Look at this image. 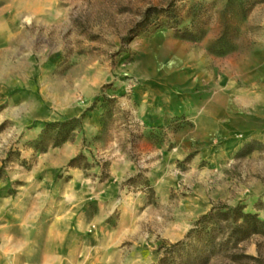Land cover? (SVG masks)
Returning <instances> with one entry per match:
<instances>
[{
  "label": "rangeland",
  "instance_id": "1",
  "mask_svg": "<svg viewBox=\"0 0 264 264\" xmlns=\"http://www.w3.org/2000/svg\"><path fill=\"white\" fill-rule=\"evenodd\" d=\"M191 46L247 95H192ZM220 205L264 218V0H0V264H264L261 234L168 250Z\"/></svg>",
  "mask_w": 264,
  "mask_h": 264
},
{
  "label": "trees",
  "instance_id": "2",
  "mask_svg": "<svg viewBox=\"0 0 264 264\" xmlns=\"http://www.w3.org/2000/svg\"><path fill=\"white\" fill-rule=\"evenodd\" d=\"M174 15L173 5L167 8L159 9L157 7H150L145 14L142 23H146L153 14ZM176 16V15H175ZM176 18V17H175ZM195 19H193L194 21ZM195 22V21H194ZM176 27V26H175ZM205 32L199 30L195 25L192 29L180 31L179 37L197 41L204 36ZM82 117H72L64 121H54L46 123L38 139L34 141V146L44 151L48 144L60 145L73 136L75 130L82 129ZM77 157L70 160L69 165L74 166L77 162ZM244 206H215L213 211L203 215L195 224V226L187 233L184 240H181L168 248L170 252L176 249H187L192 244V239L197 240L198 244L214 251L216 247H220L225 243L233 241L237 245L241 241L247 239L251 235H264V218L259 214L244 211ZM222 236V241H217L218 237ZM193 239V240H194ZM201 251V247L196 248V251ZM202 251H205L203 249Z\"/></svg>",
  "mask_w": 264,
  "mask_h": 264
},
{
  "label": "crops",
  "instance_id": "3",
  "mask_svg": "<svg viewBox=\"0 0 264 264\" xmlns=\"http://www.w3.org/2000/svg\"><path fill=\"white\" fill-rule=\"evenodd\" d=\"M191 47V52L188 55L190 63L188 83L192 95H214L215 99H222L224 95H247L241 85L246 83L248 85L249 82L254 81H249L246 67L242 65L240 59V63L239 60L236 63L232 59L213 57L200 46H197L199 49L196 46ZM196 87L201 90L199 92L193 91ZM174 91L177 92V95H187L188 93L186 91ZM212 107L214 108L213 105Z\"/></svg>",
  "mask_w": 264,
  "mask_h": 264
}]
</instances>
